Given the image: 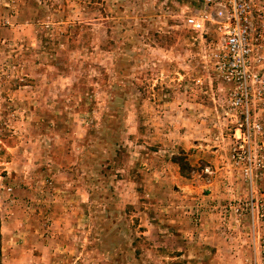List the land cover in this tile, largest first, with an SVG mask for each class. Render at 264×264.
Listing matches in <instances>:
<instances>
[{
    "label": "rangeland",
    "instance_id": "1",
    "mask_svg": "<svg viewBox=\"0 0 264 264\" xmlns=\"http://www.w3.org/2000/svg\"><path fill=\"white\" fill-rule=\"evenodd\" d=\"M201 1L0 0L1 264H264V82Z\"/></svg>",
    "mask_w": 264,
    "mask_h": 264
},
{
    "label": "built area",
    "instance_id": "2",
    "mask_svg": "<svg viewBox=\"0 0 264 264\" xmlns=\"http://www.w3.org/2000/svg\"><path fill=\"white\" fill-rule=\"evenodd\" d=\"M185 25L201 38L211 37L213 70L229 86L233 110L249 118L254 85L264 82V2L203 0Z\"/></svg>",
    "mask_w": 264,
    "mask_h": 264
},
{
    "label": "trees",
    "instance_id": "3",
    "mask_svg": "<svg viewBox=\"0 0 264 264\" xmlns=\"http://www.w3.org/2000/svg\"><path fill=\"white\" fill-rule=\"evenodd\" d=\"M0 133H1V132H0ZM2 137L5 139L4 136H1V135H0V142L3 141V140H2V139H3ZM1 154H2V149H1V145H0V155H1ZM0 264H1V263H0Z\"/></svg>",
    "mask_w": 264,
    "mask_h": 264
}]
</instances>
